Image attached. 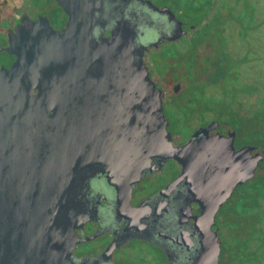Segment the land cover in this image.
<instances>
[{"label": "water", "instance_id": "1", "mask_svg": "<svg viewBox=\"0 0 264 264\" xmlns=\"http://www.w3.org/2000/svg\"><path fill=\"white\" fill-rule=\"evenodd\" d=\"M55 2L69 14L66 29L22 14L0 47L16 58L0 68V264H68L74 229L84 217L78 215L84 189L95 174L105 173L108 184L122 191L150 158H174L184 171L191 167L192 147L164 141L160 92L143 62L148 47L183 33L173 14L146 0H125L111 36L98 44L96 0ZM217 147L202 151L208 158L219 152L217 163L226 164L232 146L228 152ZM245 149L238 153L249 166ZM255 166L221 169V192L202 202L197 227L214 262V215ZM218 172L206 170L208 185L214 186Z\"/></svg>", "mask_w": 264, "mask_h": 264}, {"label": "flooded vegetation", "instance_id": "2", "mask_svg": "<svg viewBox=\"0 0 264 264\" xmlns=\"http://www.w3.org/2000/svg\"><path fill=\"white\" fill-rule=\"evenodd\" d=\"M96 1L94 35L100 44L111 36L126 2ZM146 1L159 10L167 8L183 32L178 38L148 47L143 62L160 92L166 120L164 141L173 148L192 147L191 167L184 171L174 158H150L138 179L122 191L108 184L105 173L95 174L84 189L85 202L78 213L81 215V211L84 217L74 229L76 240L68 264H264V194L257 178L264 163L260 145L261 90L256 92L253 77L241 79L234 70L225 71L230 78L212 83L216 70L212 62L206 68L198 66L201 56L215 60L209 54L210 43L201 33L217 31L215 25L230 21L240 28L243 20L229 13L238 11L241 1L235 0V9L228 7L229 0ZM22 14L31 21L46 18L56 31L66 29L69 22V14L55 0H19L15 15L5 21L0 18V47L7 46V28L15 32L13 23ZM71 37L75 33L67 40ZM76 37L79 42V28ZM254 52L253 71L259 56ZM15 59L2 51L0 68H9ZM192 68L197 70L198 84L184 78L183 74L187 69L192 72ZM250 83L252 89L245 91L243 87ZM207 97L211 103L205 100ZM212 144L218 146L217 151L224 145L226 152L232 146L226 164L217 163L223 159L219 152L211 158L204 155L202 147ZM245 148H250L249 166H256L250 170L252 177L236 184L214 215L210 228L216 235L214 262L212 246L210 253L204 251L197 218L202 213V202L213 200L222 190L221 169L248 170L238 153ZM212 167L219 170L213 187L207 184L205 174Z\"/></svg>", "mask_w": 264, "mask_h": 264}, {"label": "rangeland", "instance_id": "3", "mask_svg": "<svg viewBox=\"0 0 264 264\" xmlns=\"http://www.w3.org/2000/svg\"><path fill=\"white\" fill-rule=\"evenodd\" d=\"M18 3L19 0H5L0 6V18L5 21L15 15ZM235 4V0H229L230 6L228 7L235 9ZM250 5L251 2L242 0L237 7L239 8L238 11L236 10V12L232 11L229 13L230 16H235V18L239 17L243 20V22L241 21L242 25L240 28L230 21L222 26H219V24L215 25L214 27L218 32L211 30L201 33L205 36L206 42L210 43L211 52L209 54L211 57L215 58V60H206L207 57L203 58V56H201L202 58L199 59L198 66L206 68L209 62H212V66L216 69L222 71L234 70L237 76L247 79L249 76L247 59L248 56H250L248 54H251V49L256 47L257 50L252 51H257L259 53L260 61H255L256 65L252 77L257 85V87L255 86L257 89L256 92H260L261 89L264 90V86H262L264 85V73L261 72V70H264V0H256V2L251 5V9L248 8ZM238 36H241V38H238ZM242 43L244 50L243 47H241ZM217 58L218 60H216ZM183 75L187 82L198 84L195 83L198 80L197 70L193 69L191 72V70L187 69L186 75ZM240 78H238V80H240ZM251 84L252 83L249 84L250 89L253 87ZM197 89L199 90V86ZM209 94L208 92L207 95L210 97ZM205 100L211 103L208 97L205 98ZM261 136L263 135L261 134ZM262 138L264 139V136Z\"/></svg>", "mask_w": 264, "mask_h": 264}, {"label": "trees", "instance_id": "4", "mask_svg": "<svg viewBox=\"0 0 264 264\" xmlns=\"http://www.w3.org/2000/svg\"><path fill=\"white\" fill-rule=\"evenodd\" d=\"M242 1V0H240ZM244 1V0H243ZM247 2H251V5L253 3L256 2V0H247ZM251 5L248 6V8L251 9ZM247 9V8H246ZM1 21V19H0ZM253 49H251L250 53L251 54H248L250 56H248V59H247V64L249 65V75L252 77V71H253V65H254V51H252ZM258 60H259V56H258ZM260 61V60H259ZM262 73H264V70H261ZM214 74V75H213ZM212 76H211V82L212 83H220L228 78H230V74L228 76V73L225 72V71H222L220 69H216L215 72H213ZM264 86V85H262ZM261 87V86H260ZM245 89V91H248L250 88L249 87H246L244 86L243 87ZM260 96V100L262 102V106H261V112H260V116H261V123H260V145L262 147V149H264V139L262 138L264 136V103H263V98H264V90L261 89V92L259 94ZM261 134L263 136H261ZM257 178H258V181L260 182L261 186H262V194H264V163L262 164L261 168H260V171L258 172V175H257Z\"/></svg>", "mask_w": 264, "mask_h": 264}, {"label": "built area", "instance_id": "5", "mask_svg": "<svg viewBox=\"0 0 264 264\" xmlns=\"http://www.w3.org/2000/svg\"><path fill=\"white\" fill-rule=\"evenodd\" d=\"M5 0H0V6H1V4L4 2Z\"/></svg>", "mask_w": 264, "mask_h": 264}]
</instances>
